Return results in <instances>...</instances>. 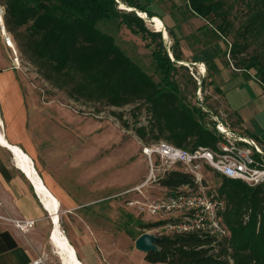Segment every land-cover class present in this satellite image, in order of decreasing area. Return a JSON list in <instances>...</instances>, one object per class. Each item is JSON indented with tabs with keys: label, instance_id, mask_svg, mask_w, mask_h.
Returning <instances> with one entry per match:
<instances>
[{
	"label": "trees",
	"instance_id": "trees-1",
	"mask_svg": "<svg viewBox=\"0 0 264 264\" xmlns=\"http://www.w3.org/2000/svg\"><path fill=\"white\" fill-rule=\"evenodd\" d=\"M121 2L146 12L149 17L157 16L139 0H2V5L6 9L7 31L17 48L57 89L65 90L76 100L110 107L144 104L149 118L140 125L136 120L133 128L148 144L165 140L188 150L199 147L221 150L217 127L206 123L203 106L187 101L176 77L182 51L177 49L181 41L175 31L167 28L175 39L171 46L173 60L164 46L162 33L152 31L136 11L121 8ZM187 3L194 16L204 19L206 27L223 36L234 27V12H240L239 28L229 53L235 60V68L247 73L254 70V76L264 85V0H187ZM110 21H118L120 26L125 25L148 41L160 76L158 81L127 54L113 34L100 28V23ZM231 111L243 127V118L237 111ZM114 114L130 126L124 113ZM256 155L264 158L261 153ZM220 177L222 181L213 196L222 205L219 217L225 233L163 234L158 250L146 253L147 261L264 264V181L250 185L241 179L222 174ZM159 180L171 192L183 185H197L194 175L182 169L169 170ZM170 220L137 222L141 228H150Z\"/></svg>",
	"mask_w": 264,
	"mask_h": 264
},
{
	"label": "rangeland",
	"instance_id": "rangeland-1",
	"mask_svg": "<svg viewBox=\"0 0 264 264\" xmlns=\"http://www.w3.org/2000/svg\"><path fill=\"white\" fill-rule=\"evenodd\" d=\"M0 4H3L2 0ZM189 11L191 13L187 0H180L176 21L171 26L181 41L177 49L182 51V62H178L176 77L183 93L188 102L203 106L207 112L205 121L209 126L217 127L221 145L234 146L236 152L246 149L250 155L258 158V150L247 140L238 138L251 137L239 125L237 116L226 103V100L234 104L244 102L251 112L247 126L264 134V97H255L257 93L248 89L245 92L248 97L244 101L242 92L235 89L236 78L227 71L235 66L229 51L239 28L240 12H234V27L228 35L223 36L206 27L207 22L201 17L192 13L189 16ZM144 20L152 31H156L151 19ZM99 26L113 34L127 54L156 81L159 80L152 48L147 47L148 41L125 25L120 26L118 21L103 22ZM167 41L170 48L175 43L170 34ZM19 58L25 80L33 86L38 101L37 120L30 130L39 141L34 149L39 171L71 199L72 206L62 207L61 224L70 240L78 246L84 260L90 264H168L147 261L146 253L136 247V240L142 232L158 236L171 233L163 228L164 225L141 228L137 221L152 223L173 218L141 213L134 204L145 200L139 191L133 190L145 183L143 189L150 201L171 192L161 185L160 180L147 183L150 160L144 155L143 146L148 143L133 128L136 120L139 125L147 122V108L142 103L118 108L76 100L44 79L36 65L21 51ZM0 60V67L4 60L11 62L1 36ZM195 61L198 64L193 65ZM199 62H204L207 67L203 75L204 70ZM220 70L224 71L222 79L218 75ZM114 112L124 113L130 126L124 124ZM218 124H223L234 135L222 133ZM255 141L264 152L263 145ZM175 167L184 168L182 164ZM201 172L202 185L213 195L222 181L220 173L208 165ZM49 259L51 261L50 256Z\"/></svg>",
	"mask_w": 264,
	"mask_h": 264
},
{
	"label": "crops",
	"instance_id": "crops-1",
	"mask_svg": "<svg viewBox=\"0 0 264 264\" xmlns=\"http://www.w3.org/2000/svg\"><path fill=\"white\" fill-rule=\"evenodd\" d=\"M139 1L161 17L166 28H172L171 26L176 21L175 17L179 10L180 0ZM188 13L189 16H192L190 11ZM0 36L11 59V62L4 60L3 66L0 67V131L3 132L9 143L22 147L31 153L36 161L38 157L34 149L35 144L39 141L30 128L34 126V122L37 120V97L34 94L33 86L25 80L23 66L20 68L14 64L11 49L4 42L1 27ZM227 71L232 74L233 78H236L235 89L242 92L244 101L247 100L248 95H245V92L248 89L257 93L254 95L255 97L257 95L264 97V85L257 80L254 72H243L235 67ZM223 72L220 70V74H218L220 79H222ZM226 103L230 110L235 109L240 114L245 130L255 135L257 141L264 147V134H259L255 132V128L247 126L246 122L250 119L248 117H251V112H249L246 104L244 102L234 104L235 102L233 103L231 100H226ZM44 178L49 187L60 198L62 207L70 206L72 201L65 191L55 186L46 176ZM0 216V264H29L41 255L48 259L49 256L51 257L49 264H62L50 239L52 213L44 207L32 181L15 163L14 153L1 140ZM25 219L36 220L35 226L26 232L19 229L15 224V221ZM70 241L72 242V240ZM74 246L77 248L82 261L85 264H90L84 260L78 246L76 244Z\"/></svg>",
	"mask_w": 264,
	"mask_h": 264
},
{
	"label": "built area",
	"instance_id": "built-area-1",
	"mask_svg": "<svg viewBox=\"0 0 264 264\" xmlns=\"http://www.w3.org/2000/svg\"><path fill=\"white\" fill-rule=\"evenodd\" d=\"M5 12V6L0 5L2 36L5 44L11 49L14 64L21 68L22 64L20 63L17 45L5 25ZM202 72L201 75L204 74V71ZM217 126L222 133L234 135V132L227 130L223 124H218ZM238 138L247 140L258 150V153L263 155V150L254 139L240 136ZM220 148L221 150H213L207 147H199L194 150H188L165 140L144 144V155L150 160V175L147 183L151 180H159L165 176L167 171L173 170L176 165L182 164L184 171L194 175L197 185L195 187L183 185L174 192L150 201L147 198L145 189H143L146 183L142 184L133 189L139 191L140 195L145 199L134 202L137 209L141 213H147L159 218L172 216L173 218L163 226L171 233L198 231L224 234L225 230L220 223L219 217L222 205L202 185L201 169L208 165L226 177L241 179L250 185H256L264 181V158H256L250 155L246 149H239L236 152V147L221 145V143ZM158 161L160 162L159 164ZM15 224L19 229L26 232L35 226L36 220H17ZM29 264H49V261L47 257L41 255Z\"/></svg>",
	"mask_w": 264,
	"mask_h": 264
},
{
	"label": "bare ground",
	"instance_id": "bare-ground-1",
	"mask_svg": "<svg viewBox=\"0 0 264 264\" xmlns=\"http://www.w3.org/2000/svg\"><path fill=\"white\" fill-rule=\"evenodd\" d=\"M121 6L125 9H132L125 3L121 2ZM140 15L148 18L146 12L138 10ZM151 23L156 31H164L166 39L169 38V32L165 27V23L159 16L151 18ZM200 66L207 71L206 64L199 62ZM1 123V116H0ZM0 140L4 143L15 155V163L24 172V174L32 181L34 188L38 192L44 207L53 213L52 215V230L51 241L56 249V253L62 264H85L78 254L77 248L70 241L61 224V209L62 204L58 195L46 183L44 176L40 173L38 164L33 155L18 145L9 143L3 132L0 131Z\"/></svg>",
	"mask_w": 264,
	"mask_h": 264
},
{
	"label": "water",
	"instance_id": "water-1",
	"mask_svg": "<svg viewBox=\"0 0 264 264\" xmlns=\"http://www.w3.org/2000/svg\"><path fill=\"white\" fill-rule=\"evenodd\" d=\"M121 4V3H120ZM123 8V7H122ZM132 9L130 10H134L136 11L139 15V11L137 8H134V7H131ZM125 9V8H124ZM129 10V9H127ZM141 17H143L142 15H140ZM143 18H146V17H143ZM152 17H148V19H151ZM162 33V38H163V41H164V46L166 47L167 49V52L169 53V55L172 57V59L174 60V55L171 51V48H170V45L166 39V36L164 34V31H160ZM179 62H182V60H179ZM198 64L197 62L193 63V65H196ZM263 156H264V152H262ZM38 194V192H37ZM52 213V212H51ZM53 215V213H52ZM161 236H158L154 233H150V232H145L143 234H141L137 240H136V247L145 252V253H148L150 251H156L158 250V241L160 240Z\"/></svg>",
	"mask_w": 264,
	"mask_h": 264
}]
</instances>
